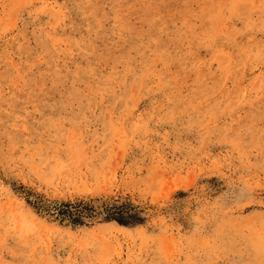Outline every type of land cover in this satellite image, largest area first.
Here are the masks:
<instances>
[{"label": "rangeland", "instance_id": "obj_1", "mask_svg": "<svg viewBox=\"0 0 264 264\" xmlns=\"http://www.w3.org/2000/svg\"><path fill=\"white\" fill-rule=\"evenodd\" d=\"M0 264H264V0H0Z\"/></svg>", "mask_w": 264, "mask_h": 264}, {"label": "bare ground", "instance_id": "obj_2", "mask_svg": "<svg viewBox=\"0 0 264 264\" xmlns=\"http://www.w3.org/2000/svg\"><path fill=\"white\" fill-rule=\"evenodd\" d=\"M45 22V21H44ZM254 63V62H253ZM188 77V76H187ZM190 77V76H189Z\"/></svg>", "mask_w": 264, "mask_h": 264}]
</instances>
